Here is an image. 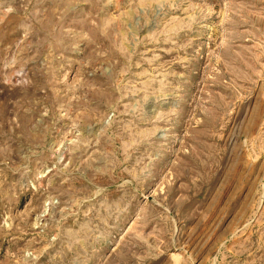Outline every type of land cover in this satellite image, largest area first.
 Wrapping results in <instances>:
<instances>
[{
  "label": "rangeland",
  "instance_id": "374dc122",
  "mask_svg": "<svg viewBox=\"0 0 264 264\" xmlns=\"http://www.w3.org/2000/svg\"><path fill=\"white\" fill-rule=\"evenodd\" d=\"M0 264H264V0H0Z\"/></svg>",
  "mask_w": 264,
  "mask_h": 264
}]
</instances>
